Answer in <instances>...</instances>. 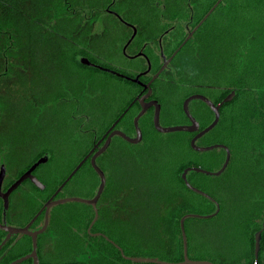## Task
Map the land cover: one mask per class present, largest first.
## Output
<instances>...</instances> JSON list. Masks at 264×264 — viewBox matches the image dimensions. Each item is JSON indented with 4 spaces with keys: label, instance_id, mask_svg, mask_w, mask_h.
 I'll return each instance as SVG.
<instances>
[{
    "label": "trees",
    "instance_id": "trees-1",
    "mask_svg": "<svg viewBox=\"0 0 264 264\" xmlns=\"http://www.w3.org/2000/svg\"><path fill=\"white\" fill-rule=\"evenodd\" d=\"M154 1L151 0L150 4ZM106 2L107 0H0V73L4 71L6 62L8 73H12L13 59L18 55L27 58L26 45H34L32 51L35 61L40 55L35 48L36 45H48V41L52 40L53 45L85 42L87 39L84 38H88L90 33L87 34V25L79 27L78 18H81L79 11L83 9L88 13H95V10ZM144 2L147 10L157 9L155 6L151 7L149 2ZM163 2L162 9L171 12L164 17L170 20L167 26H178L177 36L181 37L179 43L187 37L183 51L189 53V58L185 70L181 72V81L191 89L189 95L203 92L217 103L229 93L235 92L234 98L221 107L218 124L197 141L199 146L217 143L226 145L231 151V159L227 169L220 176H209L195 171L188 174L189 182L213 197L219 203L220 211L212 218L185 219L186 256L191 260H206L214 264L256 262L264 264V0H163ZM173 20L175 21L171 22ZM187 21H192L191 26L194 29L190 37L185 32ZM72 24H75L76 28L73 29L72 36L67 37L69 29L67 27ZM77 28L81 32V38L78 40L76 37L73 39ZM54 33L63 35L65 39L54 36ZM50 47L49 45V51ZM22 72L26 73V65ZM23 82L26 84L25 80ZM43 96L48 99L56 97L52 92ZM199 103L207 110V114L198 116L194 112L192 115L199 121L201 129H204L213 121L214 113L206 103L202 101ZM180 111L185 116L182 103ZM135 114L133 110L130 112V126L133 132ZM146 115L139 122L144 138L149 134V128L158 132L152 123V112ZM97 116L99 117L96 129L98 132H104L106 126L102 129L101 125L107 123V120H103L101 113ZM186 121L189 119L185 116ZM81 133L79 129L72 131L73 147L75 145L80 147L83 143V141L78 143V135ZM178 134L184 138L180 151L182 149L188 151V157L178 160L176 166L173 165L172 159L162 166L161 173L154 179L160 175H169L166 181L159 184L156 182V185L163 186V191L140 194L144 202L151 199L155 204L161 202L164 207L161 210L154 207L141 210L139 216L143 218V226L139 227L136 222H131L127 238L115 240L127 255L141 256L140 250L143 247H152L156 248L159 255L161 251L167 253V259L161 257L158 259L182 262L184 243L181 218L187 214L210 215L217 210L211 199L186 186L181 173L187 167L219 170L225 161V150L195 151L190 146L194 133L181 131ZM90 147L80 154L68 174L76 168ZM56 148L52 146L46 150H39L38 156L28 165L47 155L48 150L53 157H49L46 164L53 162L58 153ZM98 163L101 165L100 161ZM86 167L96 175L90 165H85L80 170H86ZM100 167L107 171L103 166ZM148 181L154 182L153 179ZM145 182L149 184L147 180ZM107 193L108 185L102 200H106ZM89 212L83 221L78 223V235L88 236L87 228L94 214L92 209ZM144 213H148V216L142 215ZM198 223H206V227L200 228ZM261 229H263L261 249L259 259L256 260L255 234ZM209 232L217 235L212 236ZM118 235L120 236L119 233ZM110 236L117 234L111 233ZM97 241L98 247L95 249L114 250L115 264H156L127 261L120 256L114 245L102 238Z\"/></svg>",
    "mask_w": 264,
    "mask_h": 264
},
{
    "label": "flooded vegetation",
    "instance_id": "flooded-vegetation-1",
    "mask_svg": "<svg viewBox=\"0 0 264 264\" xmlns=\"http://www.w3.org/2000/svg\"><path fill=\"white\" fill-rule=\"evenodd\" d=\"M144 1L151 2V0H107L105 5L95 10V13H88L82 9L79 11L81 14V18H78V21H80L79 27H82L83 24L89 25L88 28L93 27L94 29L96 27V30H93L87 36L88 40L85 42L78 41V43L74 44L65 42L50 45V54L56 53V55L61 56L64 53L62 57L63 61L68 62L72 67L78 65V104L74 106L66 104V106L64 105V109L68 107H76L78 109L79 117H81H78V129L82 132L81 135H78V143L85 141L91 147L79 161L78 165L86 159L76 174L85 165H90L93 168L91 157L105 144L111 132L119 130L127 136L133 138L137 136L135 126L134 132L131 130L130 112L132 110L136 112V117L142 110L140 99L148 94L147 85L151 88V95L145 99V102L158 101L161 106V112L162 105L159 99L158 85L166 92V98L168 96L174 97V94L178 95L182 88L187 87V84L181 81V72L185 70V65L189 58V53L183 51L187 43V37L183 42L179 43L181 37L177 36L178 26H167L170 20L164 17L171 12L162 9L164 6L163 0H156L150 4L151 7L155 6L157 8L155 10H147ZM135 9L136 11H134ZM185 25V32L189 37L194 31L191 26L192 21H187ZM107 31H112L113 37L110 42L107 41L108 38L105 36ZM100 32L103 33L104 37L101 36ZM76 35L79 38L81 32L78 30V34ZM99 39L102 40L95 41ZM26 46L27 58H22L18 55L13 59V72L8 73L6 62L4 71L0 73V80L8 78V81H10V84L9 82L6 85L4 84L7 91L8 88L14 90L15 87L16 91H20V93L18 91L19 97L23 96L27 99L25 104L23 97V100H21L13 94L12 99L9 102L7 100V103L4 104L6 106L4 109L7 111L15 108L16 103L19 104L20 117L17 127L11 126L10 122L3 121L5 115L0 107V173L4 167V176L0 183V264H115L114 250L95 249L98 247L96 245L97 239L102 238L109 244L114 245L112 242L116 243V239L127 238L131 222H136L140 217L139 214H141L142 209L154 207L161 210L164 207V204L161 202L153 204L151 202H144L141 199L140 194L144 192H161L163 191V186H158L156 182L148 181V179L152 180L155 177H144L141 165L138 169H131V158H137V154L132 155L131 143L126 141L122 136L114 135L108 148L96 158L98 167L103 166L107 170L104 171L100 167L106 177L105 188L108 185L107 199L102 200L103 191L96 203V208L91 204L79 202L86 205L81 211H78V208L57 207L60 204L51 206L48 211L44 209V205L48 201L53 202L69 197H79L78 192L89 191L88 188L92 191L91 194H94L82 199H93L97 194L101 179L94 168L96 175L86 167V172L83 173H88L89 178L86 175H80L71 184L75 174L60 188L70 174L58 180L55 172L49 174L39 173L41 165L32 174L43 183L44 188L38 187L30 178H26L17 188L8 194L7 206H5L6 199L3 195L33 165V163L28 165L29 162L27 160L29 157L27 151L32 145V141H28V137L32 134L31 129L34 126V119L32 122L31 119L33 118V111L35 110L38 98H35L36 85L34 79L36 74L32 51L34 45ZM57 61H61V58H57ZM25 65L26 73L22 72ZM64 66V71H66L67 67L65 64ZM56 69L53 64L48 67V71L53 74L57 72ZM99 72L105 73L110 78H116L128 86L122 90L115 91L107 100H101V95L104 91L94 88V77ZM24 80L26 84L23 82ZM51 81V89L47 92L48 88H44V90L46 89V93L43 90L41 95L48 94L51 91L56 96L66 95L67 92L75 93L74 87L66 78L57 79L55 76V79ZM204 86L208 88V86ZM2 88L0 84V91L4 93L0 99L1 102L8 99L5 97V92L7 91L4 92L5 89ZM131 89L135 91V96L129 102L122 104L125 96L130 93ZM89 94H94L91 96L92 99H90ZM196 94L206 96L203 92ZM189 96L184 98L182 109L184 101ZM195 101L199 103L201 100ZM220 102L215 104H219ZM191 103H189V109ZM199 104L200 106L195 109L197 115H206L207 110L201 103ZM56 107L57 109H61L60 104L59 106L56 105ZM56 112H59V110ZM112 112L113 118L111 121L107 120V123H105L106 128L104 132H98L96 127L98 126L97 119L99 116L97 114L101 113L103 120H105L108 114ZM151 112L153 123L154 106L147 109L139 122L146 114ZM185 116L187 117L186 114ZM82 117L85 120L82 121ZM87 124L91 126L85 128ZM190 124L189 120L183 125ZM200 130H202L201 127ZM141 132L143 140L142 129ZM191 133H194L195 136L198 132ZM96 145L98 146L96 147ZM116 148L118 150H115ZM93 149H95L94 153L90 154ZM98 161H100L101 165H99ZM188 174L187 179L189 181ZM92 175L96 177L94 187L90 181ZM146 180L149 184L145 182ZM57 183L58 185H56ZM49 185H52V187L50 188ZM171 190H173L172 187ZM46 194L48 196L43 197ZM91 209L94 214L87 228L88 236L84 234L78 235V223L83 221L85 215L89 214ZM95 209L98 211V218L89 229L95 217ZM131 210L137 212L132 220ZM95 225L97 226L95 227ZM3 227L27 228L29 232L35 234L11 233ZM111 233H116L117 236L111 237ZM83 248L85 250H81ZM117 250L123 259L133 263L141 262L132 261L125 257L144 258L127 255L123 248V252L118 248Z\"/></svg>",
    "mask_w": 264,
    "mask_h": 264
},
{
    "label": "rangeland",
    "instance_id": "rangeland-1",
    "mask_svg": "<svg viewBox=\"0 0 264 264\" xmlns=\"http://www.w3.org/2000/svg\"><path fill=\"white\" fill-rule=\"evenodd\" d=\"M138 10H139V7H138ZM134 11H136V9ZM88 26L86 27L88 28ZM67 28H69L67 30V37H70L73 34V29L76 28L75 24H72V26H69ZM93 30H96V27H94V29L93 27L88 28L87 34L89 33L91 34ZM76 34H78V28L76 29L73 35L74 37L73 39H75L76 37V39L78 40V36H76ZM100 34L101 36H103L102 32H100ZM54 36H59V38L65 39L63 35L58 34V33H54ZM105 36L108 38L107 41L110 42L113 37L112 31H107L105 33ZM84 39H87V38H84ZM100 40L102 39L95 40V41H100ZM49 45H53V40L52 42L48 41V45H36L35 47L36 50L39 51V54H40L39 57L35 59V74L36 75L34 79L35 85H36V88H35L36 96L35 97L38 98V101L36 100L35 110L33 111V118L31 119V122L34 119V126L31 129L32 134L28 137V141H32V145L29 147L27 151L28 156H29V157L27 156L28 157L27 160L28 162H30L31 160H34L38 156L39 150H46L48 148H52V146H56L58 153H56V156L53 162H48L44 166L40 167L38 172L48 173V174L55 172L57 174L56 175L57 179L61 180L63 179V177L67 176L69 170L73 167L76 161H78L80 154L84 152L85 150H87L90 144L88 142H83L80 147H78V145H75V147H73L71 143V141L74 140L72 131L78 130V119L81 117H79L78 109H76V107H68L64 109V105L66 106V104L73 105V106L78 104V65L76 67H72L68 64V62L63 61L62 57L64 53H62L61 56L56 55V53H53L50 55V51L48 49ZM69 46L73 49L71 45ZM57 58L59 59L61 58V61H57ZM51 64L55 65V69L57 66V69H56L57 72L55 74L48 71V67ZM64 64L67 67L66 71H64L65 70ZM55 76L57 79L66 78L67 81L71 83L72 86L74 87L75 93L67 92L66 95L56 96L57 98L52 97L49 99L46 96L41 95L44 88L46 89L48 88L47 92L51 89L52 87L51 80H54ZM8 80H9L8 78L1 79L0 80L1 87L5 89L4 84L6 85L7 82H9L10 84V81ZM94 80H95L94 88L96 90L102 89L105 93V95L104 93L101 95V100H107L112 93H114L115 91L122 90L124 87L128 86L122 83L121 81H119L118 79L110 78V76H107L105 75V73H101V72H99V74H95ZM158 89H159V96L161 97V98L159 97V99L162 105V112L160 113V124L164 127L185 124V116L180 111V103H182V101L184 100L183 98L189 96V92L191 91V89L187 87L182 88V90L179 92L178 95L174 94V97L168 96L167 98H166V92L162 89L160 85H158ZM5 91H7V89H5L4 92ZM18 91L19 90L16 91L15 87H14V90L11 88L10 89L8 88V91L5 92L6 93L5 97L8 99H5L3 102L0 101V107L4 111L3 113L5 115V118L8 116L6 119L4 118L3 121H7L8 123L10 122V125L14 127H17L18 122H19L20 106L19 104L16 103L15 108L10 109V111H7L6 109H4V107H6L4 106V104H6L7 102H9V100L12 99L13 94L19 97L20 91L19 93ZM1 92L3 91H0V99L4 95V93H1ZM135 94H136L135 91L131 89L130 93L125 96L124 102L122 104L129 102L135 96ZM93 95L94 94H89L90 99H92L91 96ZM22 97H19V99L21 100L24 99V102L26 104L27 99H25V97H23L22 99ZM59 98H62V99L59 100ZM191 102L192 103L190 104V111L191 113H194V112L196 113L195 109L198 108L200 104L198 103V101H195V100ZM55 104L58 106L60 104L61 109H57ZM25 108H26V105H25ZM57 110H59V112H56ZM34 114H41V115L40 116L35 115V118H34ZM112 118H113V112L111 114H108L106 120L111 121ZM146 118L149 119V116L146 115ZM92 119L94 120V118ZM81 120L82 121L85 120L84 117H82ZM103 125H101L102 129H104L105 127V124ZM88 126H91V125L87 124L85 128H87ZM149 131H150L149 134L147 135L146 138L142 140L141 143H137L136 145L130 144L131 152L137 154V158L135 157L131 158V161H130L131 169L132 170L138 169L139 166L141 165V167H143L141 168V170H143L144 177L146 178H148L149 176L155 177L159 173H161L162 166L168 164L169 159L174 160L172 161V163H174L173 165L176 166L178 160L181 161L188 157V151L185 150L186 151L185 152L183 149L180 151V148L183 146L182 144V141L184 139L183 135L178 134V132H168V133L155 132L150 128H149ZM65 142H67L66 145L64 144ZM115 150H118V149L116 148ZM213 150H218V149H213ZM213 150H209V151H213ZM209 151H205V152H209ZM46 152L49 157L51 158L53 157L52 153L49 150ZM174 170H175V167L174 169H172V172H171L172 175H174ZM83 172H86V171L82 170L78 174H76L72 178L71 184H73L76 178L80 175H86L87 177L89 176L88 173H83ZM168 177L169 175H166V176L160 175L159 178H156V179L153 178V181H154L153 183L166 181ZM91 178L92 179H90V181L93 183V187H94L96 183V177L95 175H92ZM49 187L51 188V186ZM88 190L89 191H79L78 196L81 198H86L90 196L92 191L89 188ZM46 196H48V194L43 195V197H46ZM106 199H107V196H106ZM147 202H151L155 204L153 201H151V199H148ZM64 206L72 208V209L78 208V211H81V209L83 210V208L86 207L85 204L79 203V202H67V203L57 205V207H64ZM143 210L145 209H142V211ZM136 213L137 212H135L134 210H131V220L136 216ZM142 215L148 216V213H144ZM136 224L139 227L143 226V218H141V216L136 220ZM198 226L200 228H205L206 223H198ZM209 233L212 236L217 235L214 232H209ZM81 250H85V249L83 248ZM217 251L219 252V254H221L219 250ZM140 254H141V257H144V258H152V259H158L159 257L164 258V259L168 258L167 253H165L164 251H161L159 255L156 248H152V247H143L140 250ZM224 259L227 260L226 257H224ZM158 260H161V259H158ZM166 262H169V261H166Z\"/></svg>",
    "mask_w": 264,
    "mask_h": 264
},
{
    "label": "water",
    "instance_id": "water-1",
    "mask_svg": "<svg viewBox=\"0 0 264 264\" xmlns=\"http://www.w3.org/2000/svg\"><path fill=\"white\" fill-rule=\"evenodd\" d=\"M192 35V34H191ZM190 35V36H191ZM189 36V37H190ZM149 90L148 94H146L145 96H143L140 99V103H141V107L142 110L138 113V115L134 118V126L136 129V133L137 136L136 137H130L127 136L126 134L122 133L119 130H115L113 132H111L105 142V144L97 151L94 153L93 149L90 154H93L91 157V164L93 166V168L95 169V171L98 173V175L100 176L101 179V183L99 186V189L97 191L96 196L93 199H82L79 197H69V198H65V199H60V200H56V201H48L45 205H44V209H46L47 211L50 209L51 206L53 205H57V204H61V203H65V202H84L87 204H91L92 206H94L96 208V203L99 200L100 196L102 195L105 185H106V177L104 172L100 169V167H98V165L96 164V158L102 154L109 146L110 142H111V138L114 135H120L122 136L126 141H128L131 144H137L142 140V132L141 129L139 127V120L140 118L145 114V112L147 111L148 108H150L151 106L155 107V112H154V117H153V124L155 129L158 132L161 133H168V132H180V131H186V132H198L193 139L191 140V146L195 151H199V152H205V151H209V150H213V149H223L226 152V157H225V161L223 163V165L221 166V168L217 171H210L207 169H203L201 167H188L186 168L183 172H182V179L184 180L186 186L197 192L200 193L202 195H204L205 197L211 199L217 206V210L215 213L210 214V215H199V214H188L186 216H184L181 220H180V226H181V231H182V237H183V243H184V260L182 262H166V261H161L158 259H152V258H133V257H125L127 259H130L132 261H138V262H148V263H156V264H214L211 261H206V260H191L188 259L186 256V251H187V238H186V231H185V219L186 217H197V218H212L214 216H216L218 214V212L220 211V206L219 203L213 198L211 197L208 193L192 186L188 179H187V174L190 171H195V172H199V173H203L209 176H220L224 173V171L227 169L230 159H231V151L230 149L224 145V144H213V145H209V146H199L196 144V141L203 137L204 135H206L207 133H209L219 122L220 120V108L227 102H230L233 97L235 96V92L233 91L232 93H230L228 96H226L219 104H215L213 101H211L208 97L202 95V94H193L191 96H189L183 103V110L184 113L187 115L188 119L190 120L191 124L190 125H177V126H169V127H164L160 124V113H161V106L158 103V101H150V102H145V99L148 98L151 95V88L149 87V85L146 86ZM193 100H201L204 103H206L210 109L212 110V112L214 113V119L213 121L204 129L200 130V125L199 122L197 121V119L191 114L190 109H189V103ZM98 145H96L97 147ZM49 160V156L48 155H44L42 157H40L35 163H33V165L10 187V189L8 190V192L3 195L4 198L6 199V204L5 206H7V197L8 194L10 192H12L15 188H17L26 178H30L38 187L40 188H44V185L42 182H40L33 174L32 172L34 170H36L40 165L46 163ZM86 159H84L79 165L76 166V168L70 173V175L68 176V178L65 180V182L61 185L60 188H62L66 182H68L79 170V168L82 166V164L85 162ZM4 176V167L2 168V171L0 173V183H1V179ZM98 218V211L97 209H95V217L89 227V229L93 226V224L96 222ZM6 230L10 231L11 233H27V234H32L34 235L35 233H31L28 231L27 228L21 229V228H9V227H3ZM262 232L263 229L259 230L256 232L255 234V259L258 260L259 259V252L261 249V240H262ZM112 244L115 245V247H117L119 250L122 251V248L117 245L116 243L112 242ZM123 252V251H122ZM255 264H258L257 262Z\"/></svg>",
    "mask_w": 264,
    "mask_h": 264
}]
</instances>
